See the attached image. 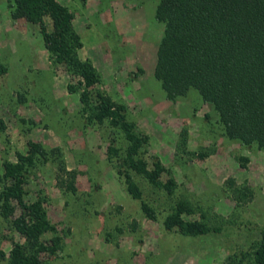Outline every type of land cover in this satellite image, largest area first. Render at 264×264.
<instances>
[{"label": "rangeland", "instance_id": "1", "mask_svg": "<svg viewBox=\"0 0 264 264\" xmlns=\"http://www.w3.org/2000/svg\"><path fill=\"white\" fill-rule=\"evenodd\" d=\"M57 1L73 15L79 58L90 60L99 89L123 104L126 119L147 136L141 156L149 167L158 160L160 180L171 178L174 187L166 193L132 174L141 199L127 193L106 158L108 145H123L120 135L87 120L78 92L67 89L74 82L50 62L38 26L12 17L10 0H0V175L17 152L26 154L28 142L44 150L24 172L25 198L40 200L53 225L42 238L58 240L44 264H246L241 253L264 229V150L227 138L195 89L166 98L152 74L163 31L154 18L158 0ZM63 169L74 170L75 191L60 185ZM230 181L247 187L250 198L237 200ZM173 207L184 220L217 230L186 236L165 229ZM23 242L0 215V264H23L9 254Z\"/></svg>", "mask_w": 264, "mask_h": 264}, {"label": "trees", "instance_id": "2", "mask_svg": "<svg viewBox=\"0 0 264 264\" xmlns=\"http://www.w3.org/2000/svg\"><path fill=\"white\" fill-rule=\"evenodd\" d=\"M10 2L12 17L38 26L50 62L62 65L74 82L67 84V89L78 92L87 120L105 122L120 135L123 145H108L106 158L123 179L127 193L141 199L132 174L171 193L174 182L171 178L160 180V162L154 160L149 167L140 154L147 136L126 119L123 104L112 101L99 89L100 75L90 60L79 58L72 13L57 0ZM154 18L163 23V31L152 74L166 98L174 99L195 89L204 102L212 105L227 138L244 145L253 143L264 150V0H158ZM27 145L26 154L17 152L14 163L4 164L0 175V215L10 218L14 230L24 239L13 245L10 256H21L23 264H44V259L58 249V240L42 238L53 230V225L40 200L25 198V169L33 164L34 153L45 155L40 146L32 142ZM62 173L67 179H59L58 174L60 185L75 191L74 170L63 169ZM230 186L237 200L250 198L247 187L239 190L231 181ZM141 207L152 215L143 201ZM14 208L18 213L12 217ZM162 223L165 229L186 236L217 230L200 220H184L179 207H173ZM241 256L246 264H264V229ZM4 257L5 252L0 249V259Z\"/></svg>", "mask_w": 264, "mask_h": 264}]
</instances>
